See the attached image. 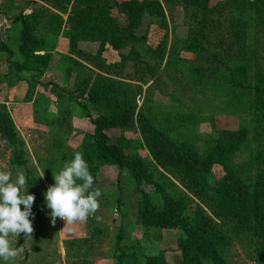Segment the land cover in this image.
Here are the masks:
<instances>
[{"label":"rangeland","instance_id":"374dc122","mask_svg":"<svg viewBox=\"0 0 264 264\" xmlns=\"http://www.w3.org/2000/svg\"><path fill=\"white\" fill-rule=\"evenodd\" d=\"M127 1L107 0L105 18L93 0H0V42L13 51L12 62L23 63L19 17L38 19L30 49L37 71L17 74L8 53L0 51V104L14 120L28 161L26 167H16L12 147L0 136V170L10 171L13 178L18 169L23 171L26 184L29 178L36 180L41 199L30 217L33 238L27 239L26 250L18 253L15 264H117L121 228L120 244L137 253L139 264L158 254L168 263L181 262V230L145 228L137 222L145 193L159 204L167 197L183 201L185 215L201 218L208 238L220 247L229 264H264L257 240L249 232L215 217L174 175L154 165L139 130L140 120H145L196 157L213 160L208 176L212 184L227 171L247 184L264 179V128L248 106L253 92L249 86L256 73L238 74L242 54L227 39L232 32L229 20L238 14L221 13L222 8L215 11L226 0H198L197 15L184 0L160 1L162 14L145 13L136 22L124 9ZM206 6L208 12L203 14ZM69 18L88 27L107 20V29L120 48L115 50L108 42L99 54L100 41L81 40L79 53L72 52ZM203 25L206 33L212 32L205 37L199 35ZM226 39V46L220 48ZM122 55L127 58L123 60ZM239 79L244 85L233 84ZM93 91L134 111V126L113 129L109 135L154 164L139 182L127 169L121 173L116 166L104 165L92 171L89 166L94 187L102 193L99 211L86 221L65 224L57 218L53 225L44 193L54 184L53 170L59 172L75 152L83 154L82 143L93 134L84 107L88 100L80 97ZM92 114L96 115L93 110ZM26 190L30 194L27 185L22 191ZM96 216L102 219L97 221ZM20 241L21 235L11 238L12 247L20 249Z\"/></svg>","mask_w":264,"mask_h":264},{"label":"trees","instance_id":"16d2710c","mask_svg":"<svg viewBox=\"0 0 264 264\" xmlns=\"http://www.w3.org/2000/svg\"><path fill=\"white\" fill-rule=\"evenodd\" d=\"M160 1L169 3L182 0H129L123 6L131 21L140 22L145 13L155 17L162 14ZM184 1L191 9L193 8L194 15H197L195 4L198 0ZM93 3L95 8L103 11V16L107 18L108 14L105 12L107 0H93ZM219 8H222L221 13L232 10L238 14L229 20L228 26L232 28V32L228 34L227 39L237 44L239 53L242 54L238 74L245 77L249 70H254L256 73L254 74L255 82L249 86L253 92L248 98V106L253 112L255 121L264 128V0H226L218 5L215 11ZM249 10L251 13L248 19ZM204 11L208 12L207 6L202 9L203 14ZM252 14H256L259 19H255ZM59 19L62 25L63 19ZM18 20L22 24L19 54L23 63L12 62L14 53L3 42H0V51L8 53L9 62L17 74L37 71V68L33 66L34 60L30 57V49L35 43L34 30L38 27V19L22 16ZM69 24L71 25L69 37L72 52L79 53L77 43L81 40L100 41L102 46L99 54H102L108 42L115 50L120 48L107 29V20L88 27L82 23L76 24L73 18H69ZM200 29L201 37L212 33H206L204 30L208 31V28L204 25ZM227 39L220 42V48L226 46ZM190 50L196 51V48L190 46ZM126 58L122 55L123 60ZM244 83L242 79L233 82L238 86ZM80 97L88 100L84 107L87 108V120L93 129V134L87 136L82 143L83 156L91 170L96 171L104 165L116 166L121 173L125 169L129 170L138 182L146 178L149 175L146 171L154 163L144 160L134 151L136 150L134 147H124L117 140L113 141L109 135L113 129L134 126V111L97 91L90 92L87 96L81 94ZM80 97L73 99L82 105ZM92 110L96 115L93 116ZM139 130L155 161L154 165L174 175L185 188L209 207L215 217L233 223L241 231L249 232L257 240L258 252L264 257V179L247 184L242 182L236 174L227 171L222 180L212 184L208 176L214 165L213 160H202L196 157L186 147L178 146L145 120H140ZM0 136L13 149L12 163L16 167H26L28 161L25 158L24 142L20 138L10 112L2 104H0ZM223 143L222 140L220 142L222 149L225 148ZM126 149L130 150L129 153L125 152ZM261 156L264 158V155ZM261 161L264 164V161ZM36 184V180L31 178L26 184L29 193L36 197L33 209H36L38 205L36 201H41L36 193ZM184 211L185 206L180 199L167 197L163 204H159L145 193L142 194L140 201L137 222L145 228L183 232L179 238L182 259L177 264H229L220 247L208 238L207 229L204 228L201 218L198 215L186 216ZM123 238V228H121L117 240V250L120 253L117 264H139L137 253L126 251V248L120 244ZM26 241L24 234H21L19 247L23 251L26 250ZM141 264L171 263L166 262L163 256L158 254L146 257Z\"/></svg>","mask_w":264,"mask_h":264},{"label":"clouds","instance_id":"9594fccd","mask_svg":"<svg viewBox=\"0 0 264 264\" xmlns=\"http://www.w3.org/2000/svg\"><path fill=\"white\" fill-rule=\"evenodd\" d=\"M53 179L54 184L44 193L53 225L57 218L70 224L96 215L102 193L94 187L95 178L81 152H75L74 158L66 161L59 172L53 170ZM25 185L23 171L18 169L13 178L10 171L0 170V260L4 264H15L18 253L23 251L12 247L11 238L18 239L21 234L25 240L33 238L30 217L34 215L32 208L36 197L27 190L22 191ZM96 219L100 221L102 217L96 216Z\"/></svg>","mask_w":264,"mask_h":264},{"label":"crops","instance_id":"0c3cea01","mask_svg":"<svg viewBox=\"0 0 264 264\" xmlns=\"http://www.w3.org/2000/svg\"><path fill=\"white\" fill-rule=\"evenodd\" d=\"M2 16V15H1Z\"/></svg>","mask_w":264,"mask_h":264}]
</instances>
